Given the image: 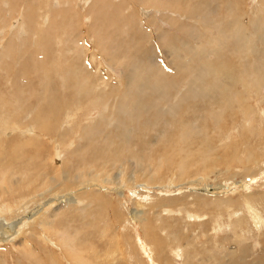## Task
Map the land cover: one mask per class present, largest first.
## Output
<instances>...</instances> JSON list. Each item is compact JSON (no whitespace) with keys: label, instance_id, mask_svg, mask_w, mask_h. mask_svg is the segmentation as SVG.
Instances as JSON below:
<instances>
[{"label":"rangeland","instance_id":"rangeland-1","mask_svg":"<svg viewBox=\"0 0 264 264\" xmlns=\"http://www.w3.org/2000/svg\"><path fill=\"white\" fill-rule=\"evenodd\" d=\"M154 1L0 0V183L2 173L28 169L64 181L54 184L60 194L56 200L51 199L53 189L50 194L40 191L42 196L35 201L28 196L22 203L25 216L13 222L15 216L6 214L9 225L6 233H0V264H264V209L263 221L254 223L259 209L244 196L249 191L264 195V84L258 88L255 81L264 72V0ZM156 74L162 78L155 83L165 87L167 96L161 100L157 92V97H143L147 104L140 106L139 118L131 120L125 116V100L136 84L154 82ZM145 89L153 95L150 86ZM237 93L252 106L247 117ZM186 126L194 128L188 146L195 156L191 154L184 163L191 171L189 179L200 176L193 170L200 169V161L192 160L205 159V155L221 159L219 165L208 166L211 172L205 176L209 191L221 192L217 197L192 198L205 182L174 187L170 179L179 176V161L174 157L168 167L160 163L164 167L156 179L159 183L151 185L137 173L149 163L159 166L155 161L166 156L165 148L169 153L171 147L180 149ZM31 135H44L40 157L33 151L35 146L26 145L33 141ZM231 153L242 160L251 153L255 156L249 163L230 162V156L225 165ZM120 166L124 197L114 204L113 196L102 190L118 187L113 177ZM101 168L111 181L71 180L77 170ZM132 172L137 179L127 181ZM27 177L21 174L10 179L7 175L5 184L20 182L16 187H21L32 178ZM92 192L103 195L110 205L102 206L100 196L95 194V198ZM62 194H69L70 202ZM228 197L243 199L239 201L246 206L240 208L247 221L240 217V209L231 211L229 218L228 208L219 206ZM158 198L177 203L162 205L163 218L154 221L151 205ZM263 200L261 196L256 203L263 207ZM75 202L85 204V210H76ZM175 207L203 213L197 221L218 209L225 221L220 218L213 239L211 222L205 227L189 225L192 215L187 219L171 213L169 208L175 211ZM134 208L142 209L144 216L150 212L147 219H151L152 231L167 248L161 259L145 243V219L135 220L134 225L128 220L119 230L109 216L129 217ZM238 218L245 222L240 227L235 222ZM119 231L121 238L116 240ZM173 234L184 248L173 246ZM122 244L128 248L118 249Z\"/></svg>","mask_w":264,"mask_h":264},{"label":"bare ground","instance_id":"bare-ground-1","mask_svg":"<svg viewBox=\"0 0 264 264\" xmlns=\"http://www.w3.org/2000/svg\"><path fill=\"white\" fill-rule=\"evenodd\" d=\"M83 1V0H82ZM85 1H87V0H85ZM154 1V0H153ZM156 1V0H155ZM154 1V2H155ZM55 4L57 5L58 3L57 2H55ZM225 24V23H224ZM223 26H225V25H223ZM259 26H261V25H259ZM234 30H235V27H234ZM234 32V31H233ZM231 33V32H230ZM250 33V32H249ZM229 34V33H228ZM232 34V33H231ZM230 35V34H229ZM108 55V54H107ZM91 56V55H90ZM90 58H92V56L90 57ZM109 60H111L110 58H109ZM208 63V62H207ZM211 63V62H210ZM209 63V64H210ZM194 64V63H193ZM202 64V63H201ZM211 65V64H210ZM213 65V64H212ZM214 68V67H213ZM212 68V69H213ZM151 71H153L152 69H151ZM263 71H264V69H263ZM162 72V71H161ZM152 73V72H151ZM78 74V73H77ZM76 74V76H78ZM155 74V73H154ZM157 74H160V73H158L157 72ZM155 75L154 76V79H153V81L154 82H151V81H146V82H143V83H138V84H136L135 86H136V89L133 91H131V94L129 95V99H127V100H125L126 101V107L123 105V109H124V111H125V116H126V113L128 114V116L131 118V120H133V119H138L139 118V116H140V106H142L143 107V105H145V104H147L146 103V101H142L143 100V97L147 100V98H151V97H157V95H158V93L157 92H159V97H160V99L162 100V99H164L167 95L165 94V92H164V89H165V87L164 86H158L157 85V83H159V79H161L162 78V76H160V75ZM151 75H153V74H151ZM161 75H162V73H161ZM261 76L259 77V79L258 78H255L254 80L256 81V84H257V86H258V88H259V86H261L262 84H264V72L262 73V74H260ZM145 77V76H144ZM76 78V77H75ZM79 78V80H80V77H78ZM73 79V78H72ZM77 79V78H76ZM135 79H137V78H135ZM150 79V78H149ZM81 80L83 81V80H87V78H81ZM145 80V79H144ZM155 81H157V83H155ZM260 81V82H259ZM74 82H76V81H74ZM84 82V81H83ZM82 82V83H83ZM262 82V83H261ZM86 83V82H85ZM85 83H83V85H85ZM77 84V83H76ZM76 84H74V85H76ZM82 85V84H81ZM163 85V84H162ZM147 86H150L151 88H152V90L154 91V93H153V95H150V94H148V91L145 89ZM153 86H156L155 88L153 87ZM81 88H83L82 86H81ZM84 89H85V87H84ZM45 90V89H44ZM80 91H82V90H80ZM182 92H184V91H182ZM191 92H193V90L191 91ZM235 92V91H234ZM244 92V91H243ZM168 93V92H167ZM128 94V93H127ZM47 95H49V94H47ZM169 95V94H168ZM237 96V98H238V104H240V106L242 105V108H240L242 111H243V113H244V115L247 117L248 115H250L249 113L251 112L250 110H252V106H251V104H248L245 100H242L240 97V95H239V93H237L236 94ZM50 96V95H49ZM183 96H184V94H183ZM125 97V96H124ZM243 97V96H242ZM47 98V97H46ZM234 98H235V96H234ZM124 99V98H123ZM229 99V98H228ZM227 100V99H226ZM225 100V101H226ZM235 101V100H234ZM242 102V103H241ZM227 103V102H226ZM227 105H229V106H232L231 105V103H228ZM151 106H153V105H151ZM154 107V106H153ZM219 107H220V105H219ZM235 107H237V106H235ZM155 108V107H154ZM217 108V107H216ZM214 110V109H213ZM222 110L223 109H221V114H222ZM259 111V110H258ZM140 112V113H139ZM225 112V111H224ZM223 112V113H224ZM264 112V111H263ZM209 113H212V112H209ZM219 114V113H218ZM243 115V116H244ZM260 116V115H259ZM125 118V117H124ZM243 118V117H242ZM126 119V118H125ZM247 121V120H246ZM254 122V121H253ZM244 123V122H243ZM141 124V123H140ZM153 124V123H152ZM235 124V123H234ZM254 124V123H253ZM191 126V125H190ZM248 127V126H247ZM251 127V126H250ZM83 129V133H82V135L85 133V129L87 128L86 126H84V127H82ZM125 128V127H124ZM140 128V127H139ZM244 128V127H243ZM126 129V128H125ZM125 129H123V128H121V129H119V131L121 132V133H123V131L125 132V134H126V131L127 130H125ZM182 129V128H181ZM193 130H194V128H187V126H186V130H185V136H183V142L180 144V149H178V148H176V149H174L173 147H171L172 148V152L171 153H169L168 151V149H166L165 148V154H166V156L164 157V158H162V156H161V154H160V156H161V159H160V161L161 162H157V161H155V163H157V165H159V166H157V167H155V166H153L151 163H149L148 164V167L147 168H143V167H141V170L142 171H140V169H138L137 170V173H140L142 176L144 175V179H143V181H145V182H148L149 184H151V183H159V181L157 182L156 181V179H157V177H158V175H159V173H160V170L164 167V166H160V163H162V164H164V165H166V167H168V164H169V162L172 160V158L174 157L175 159H177L179 162H178V165H177V168H176V170L178 171V175L179 176H176L177 178L176 179H170L171 180V182H172V185L174 186V187H177V188H179L180 186L181 187H183V186H185L186 184H192V183H203V182H205V183H203V186L204 187H202V188H199L198 189V191H197V193H195V194H193L192 195V198L193 199H201V201H202V199H208V198H206L205 196H207V197H209V198H212V196L214 195V197H217V195H219V194H221V192H216V193H212L211 191H209V189L207 188L208 187V184H207V182H206V180H205V176H206V174L209 172H211V170L210 169H208L209 167L208 166H211V165H219V163L218 162H220L221 161V159H218L219 157H216L217 159H208V157L205 155V159H203L202 157H200L199 159H196V160H192L193 162H195V161H200V164H199V166H201L200 167V169H199V167L198 168H196L195 167V169H193V170H195V172L197 173V175L198 174H200V176H198L196 179L195 178H193V179H189V169L190 168H188L184 163H186V160H188L189 161V159L192 157L191 156V154L193 155V153H192V148L190 149L189 148V146H188V141H189V139H190V136H193ZM182 132V131H181ZM198 132V131H197ZM246 132V131H245ZM184 133V132H183ZM45 135V134H44ZM44 135H31V137L33 138V141L31 142V143H27L26 145H31V146H35V150H33L34 151V153L36 154V157H40V153L42 152V151H44V147H41V146H39V144L40 143H42L41 142V140H43L44 139ZM177 135V134H176ZM179 135H180V133H179ZM197 136V135H196ZM122 137H123V135H122ZM41 138H43V139H41ZM168 138V137H167ZM197 138H198V136H197ZM41 139V140H40ZM123 139H125L124 137H123ZM170 139V138H169ZM177 139V138H176ZM179 139V138H178ZM129 140V139H128ZM191 140V139H190ZM168 141V140H167ZM167 141H165V142H167ZM124 142H127V141H124ZM169 142V141H168ZM167 142V143H168ZM174 141H172V143H173ZM194 142V141H193ZM192 142V143H193ZM206 142V141H205ZM120 144V143H119ZM129 144V143H128ZM175 144V143H174ZM38 145V146H37ZM126 145V144H125ZM165 146V145H164ZM163 146V147H164ZM175 146V145H174ZM25 147V146H24ZM120 147H121V145H120ZM168 148H170L169 146H167ZM216 147V146H215ZM224 147V146H223ZM223 147H221L222 149H223ZM28 148H30V147H28ZM161 148V147H160ZM228 149V148H227ZM230 149V148H229ZM214 150V149H213ZM213 150H212V152L211 153H213ZM26 151V150H25ZM158 151H160V150H158ZM181 153H180V152ZM194 152V151H193ZM199 152H200V150H199ZM230 152V151H229ZM28 153V152H27ZM31 153V152H30ZM131 153V152H130ZM227 153H228V151H227ZM179 154H182V155H179ZM236 154H234V153H231V154H229L228 155V157H226V160H225V165L226 164H228V163H230V162H235V161H237V162H239V163H242L243 161H245L246 163H249L250 162V160L252 159V157H254L255 156V154H253V153H251L250 154V156L248 157V158H246V159H241V158H239L238 159V157L237 156H235ZM29 156H30V154H29ZM193 156H195V155H193ZM230 156H231V160H233V161H230V162H228L227 161V159H229L230 158ZM15 161H20V159L18 158V157H14L13 158ZM158 159V158H157ZM150 160H151V158H150ZM135 161H137L136 163H139V161H140V159L139 158H136V160ZM152 161V160H151ZM54 162H55V157H52L51 158V165H53L54 164ZM115 162H117V161H115ZM153 162V161H152ZM208 162V163H207ZM56 163V162H55ZM146 163V162H145ZM205 163H207V165L205 164ZM3 164V163H2ZM104 164V163H103ZM125 164H123L122 166H124ZM150 165V166H149ZM122 166H120V171H119V174L118 175H114V179H116V182H117V184H118V187L116 188V187H114L113 189H111V188H104L102 191H103V194H105V195H110V196H113L112 198H111V200L112 201H114V204H117V203H121V202H123V197H124V190L122 189V187H121V185H125L124 184V172L121 170V167ZM228 166V165H227ZM56 167V166H55ZM151 167H153V169L154 170H152L151 169ZM207 168V169H206ZM79 169H81V168H79ZM84 169V168H83ZM135 169V168H134ZM203 169V170H202ZM57 170V169H56ZM109 170V169H108ZM108 170L106 171V172H108ZM124 170V169H123ZM131 170V169H130ZM167 170H169L168 168H167ZM210 170V171H209ZM101 171H102V168H101V170H99V171H92V170H77V172L76 173H78V175L77 176H75V174H74V176L73 177H71V180L72 181H79L80 180V178H89L90 179V181H94L95 179H97V178H101L103 181H111L112 179H111V176H104V175H102V173H101ZM124 171H126V167H125V170ZM249 171V170H248ZM191 172V171H190ZM16 173V174H15ZM193 173H194V171H193ZM13 174H15L14 176H16V175H21V174H26L28 177L27 178H29L30 176H32V178H30L28 181H26V182H24V184L21 186V187H16V186H20L21 185V183L20 182H17L15 185H12V184H5V180H6V177H7V175L8 176H10L11 178L10 179H12L14 176H11V175H13ZM43 174H46V172H43ZM231 174V173H230ZM172 175H174L173 173H172ZM172 175H171V177H172ZM194 175V174H193ZM1 179H3L2 181H1V183H0V196H2V197H4V199H1V197H0V233H6V227L9 225V221L6 219V214L8 213V214H10V216H15V217H13L11 220H13V222H16L18 219H19V217H22V214H23V216H25V212H24V209H23V207H22V203L26 200V198L28 197V196H31V200H33V201H35V197L36 196H42V193L40 192V191H43V192H45V193H47V194H50V190L51 189H53L54 190V192L53 193H51L50 195H54L53 196V198H51V199H53V200H56V198L57 197H59V192L56 190V188H55V186H54V184L55 185H60L61 183L62 184H64V181H58V179L56 178V177H53V176H49V175H45V176H40V175H35V174H33V172L31 171V170H25L24 172H23V170H21V171H11V172H6V173H2V178ZM135 179H137V177H136V174H135V172H132L129 176H128V179H127V181H132V180H134L135 181ZM126 180V179H125ZM7 181V180H6ZM9 181V180H8ZM11 182H12V180H11ZM120 183V184H119ZM170 183V182H169ZM141 185H143V186H147L145 183L144 184H141ZM152 185V184H151ZM210 185V184H209ZM16 187V188H15ZM49 188V189H46V188ZM149 187V186H148ZM220 187V186H219ZM120 188L122 189V190H120ZM214 188V187H213ZM229 190V189H228ZM230 191V190H229ZM226 192V191H225ZM149 193V192H148ZM264 193V192H263ZM91 194V196L93 195V197H95L96 198V196H95V194H98V193H94V192H92V193H90ZM217 194V195H216ZM223 194V193H222ZM88 195V193L86 194V196ZM100 197H99V200L102 202L103 201V195H101V194H98ZM244 195V194H243ZM259 195H261L262 197H264V195H262V194H252V192H248L246 195H244L245 196V198H246V202H250V204H251V202L252 201H254V204L255 205H252V206H257L256 208L257 209H259V213L258 214H256V216H255V221H254V223L255 222H260L259 220H262L263 221V219H262V217H263V209H264V206L262 207L261 206V204H259V203H256L257 201H256V199H260L261 198V196H259ZM184 196V195H183ZM211 196V197H210ZM16 197V198H15ZM61 198L62 197H64L65 198V200L67 201V202H70V198L71 197H69V194H62L61 196H60ZM152 197V196H151ZM184 197H186V196H184ZM243 197V196H242ZM257 197V198H256ZM73 198H74V196L72 197V200H73ZM244 198V197H243ZM244 198V199H245ZM158 199H160V198H158ZM175 199V198H174ZM184 200V199H183ZM216 200V199H215ZM239 200H243V199H236V198H231V197H228V198H225V199H223V201L221 202H219L220 204H219V206H221V205H223L224 204V206H225V208H228V214H229V218H231V216L233 215L232 213H231V211L232 212H236V210L237 209H240V211H242V212H239V215H240V217H242L243 219H245L246 220V218L244 217V214H243V210H242V208H240L241 206H246V205H244L243 203H241ZM171 201H173L174 203H177L175 200H173V199H170V198H163V199H160V201H157V202H153V204L151 205L152 207H151V210H152V216H153V219H154V221L155 220H162V215H164L163 214V209H162V205H164V204H174V203H171ZM181 201V200H180ZM205 201V200H204ZM207 201V200H206ZM218 201V200H217ZM264 201V200H263ZM62 202H64V200H62ZM137 202V201H136ZM244 202V201H243ZM112 203V202H111ZM178 203H179V201H178ZM203 203V202H202ZM217 203V202H216ZM106 204H109L110 205V201H108V199L107 200H105V201H103L102 202V206H105ZM123 204H125V203H123ZM248 204V203H247ZM75 205H78V206H76L77 208H76V210H80L81 212L83 211V208H84V210H85V204H83V203H81V202H75ZM259 205V206H258ZM172 206H174V205H172ZM170 207H171V205H170ZM255 207H253V208H255ZM163 208H165V207H163ZM217 208V207H216ZM220 208V207H219ZM252 208V209H253ZM115 209V208H114ZM166 209V208H165ZM175 211H173L174 209H172V208H169V211L172 213V212H178V214H184V218H187V219H189V214L190 215H192V217L194 218V220L193 221H197V220H199L204 214L203 213H199V212H197V213H195V212H190V211H188V210H186L185 208H181V207H175ZM222 209V208H221ZM238 212V211H237ZM260 212H261V214H260ZM115 213H116V210H115ZM150 213V212H149ZM149 213L146 211V216H144V211L142 210V209H138V208H134V209H132V211H130L128 214L130 215L129 217H125V216H116V215H114V214H111L110 213V217L111 218H113L115 221H116V224H117V229H119L120 230V224H122V223H127L128 222V220H129V223L131 224V225H134V222H135V220H137V221H143L144 219H145V223H143V228L145 229V233H144V240H145V243H146V245H151V247H152V249H154L155 250V253H154V256L155 255H157V257H159V259H161L162 258V256L165 254L164 253V251L166 252L167 251V248H166V245L164 244V242H163V240H162V238L161 237H159L158 235H157V233L156 232H154V231H152V227H151V222H150V220H148L147 218H150L149 217ZM27 215L29 214H31V211H28L27 213H26ZM98 214V213H97ZM124 214V213H123ZM127 214V215H128ZM236 214V213H235ZM119 215H121V214H119ZM170 215V214H169ZM227 215V214H226ZM257 215H259L260 217H258ZM49 216H51L50 214H49ZM80 216H82L81 215V213H80ZM104 216V215H103ZM171 216H173V215H171ZM176 216V215H175ZM235 216V215H234ZM28 217V216H27ZM170 217V216H169ZM103 218V217H102ZM172 218V217H171ZM175 218V217H174ZM220 218H223L222 219V221L224 222L225 221V218H224V216L221 214V212H220V210H218V209H216V211L215 212H213V214H210V217H208L206 220H203V221H197V222H193V221H190L189 222V220L187 221V223L189 224V225H191L192 223H195V224H198V226L199 225H201V227H205L206 226V224H210V222H211V225H212V227H211V229L213 230V236L211 237V238H216L215 237V234L217 235V231H219V229H220ZM242 218H238L235 222H236V225L237 226H242V224L240 223L241 221H242ZM249 217H247V219H248ZM97 219V218H96ZM177 220V219H176ZM179 220H180V218H179ZM220 220V221H219ZM228 220V219H227ZM249 220V219H248ZM254 220V219H253ZM96 221V220H95ZM247 221V220H246ZM176 222V221H175ZM180 222V221H179ZM242 222H244V221H242ZM251 222V221H250ZM185 223V222H184ZM226 223V222H225ZM230 223V222H229ZM240 223V224H239ZM245 223V222H244ZM186 224V223H185ZM228 224V223H227ZM91 225H97L98 226V224L96 223V222H92V224ZM141 225H142V223H141ZM210 225V226H211ZM251 225V224H250ZM103 226H105V224H103ZM125 226V225H124ZM124 226H122V227H124ZM181 226V225H180ZM246 227H249V226H247V225H245ZM100 227V226H99ZM185 227H187V226H185ZM229 227V226H228ZM256 227V226H255ZM175 228V227H174ZM199 228V227H198ZM250 228V227H249ZM101 229V228H100ZM183 229H185V228H183ZM168 230V229H167ZM178 230H179V228H178ZM198 231V230H197ZM95 232V231H94ZM189 232H191L189 235H190V237L192 236V235H194V234H192V232L193 231H189ZM208 232V231H207ZM249 232H252V229L250 228V231H248V233ZM60 233V232H59ZM95 233H97L98 234V232L96 231ZM167 233H168V231H167ZM172 233V232H171ZM74 234V233H73ZM116 234V233H115ZM165 235V234H164ZM181 235V234H180ZM243 235V234H242ZM85 236V235H84ZM207 236V235H206ZM90 237V236H89ZM167 237V236H166ZM173 240L175 241V243L176 244H173V246H178L179 248H180V246H183V248H184V245H182V243H183V241H182V243H181V241H180V238H179V236H174V234H173ZM184 237V236H183ZM193 237V236H192ZM121 238V235H120V231L118 232V234H116V236H115V239L116 240H119ZM59 239V241H61L62 243H65L66 241L64 240V238H58ZM185 239V238H184ZM188 239V238H187ZM187 239H186V243H187ZM192 239V238H191ZM194 239H195V237H194ZM212 239V240H213ZM193 240V239H192ZM134 241V240H133ZM215 241V240H214ZM132 242V241H131ZM212 242V241H211ZM216 242V241H215ZM124 243V242H123ZM165 243H168L167 241H165ZM117 244V243H116ZM121 244V243H120ZM132 244V243H131ZM169 244V243H168ZM184 244V243H183ZM194 244V243H193ZM215 245H216V243H214ZM213 245V244H212ZM219 245V244H218ZM126 247V249L128 248V246L126 245V244H122V246L121 245H119V247H118V249H121V250H123V248H125ZM138 248V247H137ZM176 248V247H175ZM175 248H174V250H175ZM187 248V247H186ZM188 248H191L192 249V247H188ZM142 249V248H141ZM194 249V248H193ZM192 249V250H193ZM125 250V249H124ZM135 250V249H134ZM154 250H153V252H154ZM169 251L170 250H173V248L172 247H169V249H168ZM177 250V249H176ZM226 250V249H225ZM225 250H223V251H225ZM227 250H228V248H227ZM145 250H143V252H144ZM186 251V250H185ZM128 252V251H127ZM179 252V251H178ZM190 252H191V250H190ZM193 252V251H192ZM212 252H214V251H212ZM226 252V251H225ZM228 252V251H227ZM141 253V252H140ZM145 253V252H144ZM169 253V252H168ZM180 253V252H179ZM137 254V253H136ZM188 254V253H187ZM196 254V253H195ZM138 255V254H137ZM171 255V254H170ZM192 255V254H191ZM141 256H142V254H141ZM195 256V255H194ZM193 256V257H194ZM198 256V255H197ZM216 256V255H215ZM226 256H227V254H226ZM136 257V256H135ZM138 257V256H137ZM200 257H203V256H200ZM199 257V258H200ZM210 257H214V254L212 255V256H210ZM210 257H209V259H210ZM222 257H225V253L222 255ZM221 257V258H222ZM72 259L74 258V257H71ZM138 258H140V257H138ZM195 258V257H194ZM197 258V257H196ZM136 259V258H135ZM141 260H143L142 258H140ZM163 259H165V261H167L166 260V258L164 257ZM208 259V260H209ZM149 260V259H148ZM156 260V259H155ZM215 260V259H214ZM213 260V261H214ZM224 260V259H223ZM186 261V260H185ZM210 261V260H209ZM232 261V260H231ZM163 262H164V260H163ZM142 263H143V261H142ZM148 263H150V262H148ZM191 263V262H190ZM145 264V263H144ZM224 264V263H223Z\"/></svg>","mask_w":264,"mask_h":264}]
</instances>
